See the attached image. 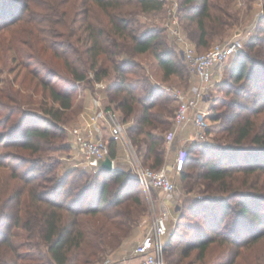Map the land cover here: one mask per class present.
<instances>
[{"label": "rangeland", "instance_id": "1", "mask_svg": "<svg viewBox=\"0 0 264 264\" xmlns=\"http://www.w3.org/2000/svg\"><path fill=\"white\" fill-rule=\"evenodd\" d=\"M177 1L179 4V0ZM211 1L215 2V0ZM219 1L221 4L228 1L225 6L232 16L237 17V20L224 40L214 39L210 45L212 47L227 40L234 33H241L244 39L243 53L249 54L250 57L249 76L240 82H233L230 74L235 56H232L217 68L221 73L218 81L215 82L211 78L212 85L208 88L209 101L205 103L209 123L206 131L207 139L205 142L186 143L185 161L187 156L191 159L189 163L185 162L188 173L186 179H181L183 170L178 173L171 171L176 188L168 197L166 196L169 202V206H166L169 210V218L168 234L164 239L163 264H264V235L256 242L243 245L235 244L229 236L234 234L233 230L237 227L238 205L231 200L234 190L239 189L264 197V172L256 171L247 175L235 168L229 172L223 183H212L202 177L203 164L206 160H213L220 166H228L225 160L219 163L215 155L219 148L231 153L250 148L256 151L257 146L252 144L250 138L239 143L233 133L235 127L245 119L248 118L252 122V133L264 132V99L262 98L264 93L258 88L262 86L264 90V0ZM94 6L89 0H0V140L2 139L0 203L7 204L4 211L6 216L2 219L0 232L22 254H38V251L45 250L38 237L33 234L28 237V232L21 226H12L16 213L22 219L25 217V207L28 202L25 189L28 186L24 187L23 179L38 173L44 174L38 159L45 163L57 162L53 174L61 179L72 168L82 170L75 166L77 151L69 130L81 123L83 112L92 113L96 109H109L122 122L127 123L131 120L130 122L133 123L134 119H137L138 112L136 116L127 118L128 120L124 119V114L109 102L110 96L115 94L107 88L115 81L116 74L95 81L93 73L89 72L86 80L74 81L58 56V53L65 49L64 44L68 39L77 40L82 34L83 22L88 20L87 14L91 15L90 9L91 12H95L96 6ZM167 8L168 6L165 5V9L156 14L137 15L134 28L161 31V39L166 41L182 60L176 38L169 30ZM49 17L59 24L53 23L51 26L49 23H44L43 19L48 20ZM92 17H95V13H92L90 18ZM179 27L197 51L204 50L197 49L195 42L188 37L187 31L180 22ZM249 42L252 43L251 47L247 46ZM76 45L81 46V42H77ZM133 59L138 67L126 69V80L132 82L137 78L146 79L155 93L159 94L158 103L162 104V106L157 104L152 110L158 113L164 112L165 120L171 122L169 129L163 132L165 138L162 145L165 149L164 163L170 166L178 146L183 141L176 138L169 145L166 141L177 108V100L171 90L176 88L183 92L188 91L195 83L194 78L187 68H181L180 74L164 77L162 69L148 52L136 54ZM79 69L86 70V68ZM48 81L57 89L72 94L71 107L62 111L60 119L55 121L45 111L50 107H58V104L49 97L48 89L44 87L43 82ZM138 92L146 97L149 95L142 84L138 86ZM122 96L123 93L115 95V98L119 99ZM97 102L99 104L91 109V105ZM22 119H25L23 123L19 122ZM27 123L48 126L59 137L54 138V143L51 145L44 144L45 151L42 153L33 155L29 150L18 149L14 144L18 132L14 134L13 132L17 126L22 128ZM160 128L157 127L152 132L160 133ZM106 131L110 135L109 129ZM191 133L185 137L190 136ZM215 148L217 150H214ZM135 149L140 160L149 166L150 161L145 163L143 156L145 145L141 144L140 149L135 146ZM72 179L71 176L65 188L70 186ZM49 185L50 183L44 182L45 187H39V190L49 192L53 188L52 184L51 188ZM227 185L230 187L225 188ZM137 192L140 195V206L134 213L135 224L131 228L130 236L117 250L101 252L98 255L100 258L98 257L99 259L97 258L92 264H99L106 257L120 259L130 252L146 233L153 216L162 207L161 200L164 196L157 191L144 192L138 189ZM219 199L226 200L230 213L218 227L221 234L216 235L215 241L210 243L201 255L198 248H188V242L195 239L196 227L201 226L206 220L204 211L197 214L195 211L198 208L202 210L200 203L205 202L209 208L206 209V214L210 215L212 208L219 212L220 206L216 201ZM246 200L254 203L257 200L260 212L264 214V200H254L251 197ZM2 236L0 239L4 237ZM184 249L187 250L186 256L183 253Z\"/></svg>", "mask_w": 264, "mask_h": 264}, {"label": "trees", "instance_id": "2", "mask_svg": "<svg viewBox=\"0 0 264 264\" xmlns=\"http://www.w3.org/2000/svg\"><path fill=\"white\" fill-rule=\"evenodd\" d=\"M89 1L91 5L96 6L95 12L89 10L91 15L95 13V17L90 18L91 15L87 14L88 20L83 22L82 34L77 40L68 39L64 44L65 49L59 52L58 56L74 81L86 80L89 72L93 73L95 81L116 74L115 81L110 83L107 89L114 91L115 95L123 93V96L119 99L115 98V95L110 96L109 102L124 114L126 120L132 115L136 116L138 112L137 119H134L133 123L130 122L131 120L127 122L129 135L134 146L140 149L141 144L145 145L143 153L145 163L150 161V167L158 168L165 162L163 132L169 129L171 122L165 120L164 112L158 113L152 110L157 104L158 106L162 104L158 103L160 96L155 93L148 81L143 78H137L132 82L126 80V69L138 67V64L133 62V57L145 52L154 57L164 77L180 74L181 68H187L183 58V61L180 60L173 48L161 39V31L134 28L137 15L156 14L164 10L165 5L169 6L170 2L168 0ZM227 3L228 1H224L221 4L219 0L215 2L179 0L178 20L187 31L188 37L195 42L197 49H204L198 52L208 50L214 39L224 40L229 35L228 31L235 25L237 17L228 12L225 6ZM50 18L43 19L44 23H49L51 26L53 23L59 24L58 21ZM77 42H81V46H77ZM247 46L251 47L252 43L249 42ZM249 62V54L242 52L235 56L230 74L233 82H240L249 76ZM43 84L49 91V97L58 104L57 108L50 107L45 111L51 115V119L58 120L62 111L71 107L72 94L57 89L50 85L49 81ZM141 84L147 89L148 97L139 94L138 86ZM258 88L264 93L262 86ZM262 96L264 99V94ZM24 120L19 122L23 123ZM157 127H161L160 133H153L152 130ZM252 129V122L247 118L235 127L233 133L239 143L250 138L252 144L257 146L256 151L250 148L231 153L219 148L221 150L218 149L215 155L219 163L225 160L228 166H220L213 160H206L203 164L202 177L212 183H223L229 172L235 168L247 175L256 171L264 172V132L252 133ZM17 132L18 137L14 144L18 149L29 150L33 155L44 152L43 145H51L54 143V138L59 137L48 126L30 123L22 128L17 126L13 134ZM109 156L114 157L111 146ZM190 160L187 156L185 162L189 163ZM38 161L42 164L44 174L38 173L22 178L24 187L28 186L25 189L28 195L25 217L22 219L16 213L12 226H21L28 232V237L32 234L38 237L45 250L38 251V254L19 253L9 239L0 232V236H4L0 239V264H92L97 261L101 252L117 250L130 236L131 228L135 224L134 213L140 206V195L137 192L140 186L134 176L120 168L112 171L100 168L93 175L85 170L72 168L59 179L53 174L57 162L45 163L41 159ZM186 165L184 164L183 171H180L181 179L188 177ZM71 176L73 177L69 186L71 188H65ZM44 182L52 184L53 188L49 185L51 191L39 190V187H45ZM227 187L230 186L227 185L225 188ZM233 193L231 200L238 205V211L237 227L233 230L234 234L229 235L232 237L231 241L237 245L256 242L264 235V214L260 212L257 200L254 203L246 198L264 200V197L239 189L234 190ZM216 201L220 206L219 212L212 208L211 214H206L205 211L209 208L205 202L200 203L202 210L198 208L195 211V214L204 211L206 220L201 226L196 227L195 239L188 242V248H198L201 255L208 245L215 241L216 235L221 234L218 227L230 213L226 200ZM6 205L0 203V226L6 216L4 213ZM186 251L184 249V256L187 255Z\"/></svg>", "mask_w": 264, "mask_h": 264}, {"label": "built area", "instance_id": "3", "mask_svg": "<svg viewBox=\"0 0 264 264\" xmlns=\"http://www.w3.org/2000/svg\"><path fill=\"white\" fill-rule=\"evenodd\" d=\"M169 30L176 38L181 56L192 78L196 79L186 92L173 88L172 95L177 100V108L173 117L172 133L168 132L166 141L171 144L176 138L182 143L178 146L172 165L163 163L158 168L145 165L139 158L128 132V123L122 122L111 110L99 109L92 113H82L81 123L69 130L72 143L76 148L77 162L75 166L95 174L100 169L98 160L110 154V145L98 137L95 126L99 121L107 123L111 141L122 146V160L127 162L126 171L138 181L144 192L157 191L164 197L160 209L152 218L150 226L140 241L120 259L104 258L99 264H163L164 239L168 234L169 210L167 197L176 183L171 171L178 173L185 164L186 143L205 142L209 127L208 111L205 103L209 101L208 88L211 86L213 68L223 64L228 58L236 56L244 50V39L241 33H234L227 40L217 43L204 52H198L181 32L178 20V1L168 0ZM191 127L192 133L184 139L181 132ZM113 158V166L115 165ZM167 196V197H166Z\"/></svg>", "mask_w": 264, "mask_h": 264}, {"label": "crops", "instance_id": "4", "mask_svg": "<svg viewBox=\"0 0 264 264\" xmlns=\"http://www.w3.org/2000/svg\"><path fill=\"white\" fill-rule=\"evenodd\" d=\"M217 68H219V66H216L215 68H213V72H212V80L215 81V82L218 81L219 77H221V73L217 71ZM194 82L196 83V79H194ZM98 104L99 103L97 102V103H94L93 105H91V109L94 108V107H96ZM98 123L99 124L95 126V133H96V135L98 137L102 138L103 140L107 141L110 144V146H111V148H112V150L114 152V157H112V158H115V160H116L115 161L116 162L115 163L116 167L117 168H120V169H123V170H126L128 165H127V162L125 160H122V156L124 154V151H123L122 146L120 144H118V143H115V142L111 141L110 135H108V133L106 131V129H109L106 122L100 120ZM190 132H192L191 127L185 128L181 132L180 138L182 139V137H185ZM168 203L169 202H166V205L167 206H169ZM115 259H118V258H115Z\"/></svg>", "mask_w": 264, "mask_h": 264}, {"label": "water", "instance_id": "5", "mask_svg": "<svg viewBox=\"0 0 264 264\" xmlns=\"http://www.w3.org/2000/svg\"><path fill=\"white\" fill-rule=\"evenodd\" d=\"M173 127L170 128L169 132L172 133ZM98 165L101 169L112 171L114 169H117L116 166H113V158L110 156H106L102 160H98Z\"/></svg>", "mask_w": 264, "mask_h": 264}]
</instances>
